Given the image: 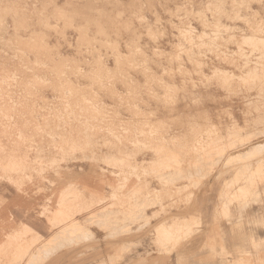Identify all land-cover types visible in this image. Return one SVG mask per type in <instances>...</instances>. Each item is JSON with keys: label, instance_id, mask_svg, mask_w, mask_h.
<instances>
[{"label": "rangeland", "instance_id": "rangeland-1", "mask_svg": "<svg viewBox=\"0 0 264 264\" xmlns=\"http://www.w3.org/2000/svg\"><path fill=\"white\" fill-rule=\"evenodd\" d=\"M261 143L264 0H0V264H264Z\"/></svg>", "mask_w": 264, "mask_h": 264}, {"label": "bare ground", "instance_id": "bare-ground-1", "mask_svg": "<svg viewBox=\"0 0 264 264\" xmlns=\"http://www.w3.org/2000/svg\"><path fill=\"white\" fill-rule=\"evenodd\" d=\"M243 36H244V35H243ZM246 37H247V36H246ZM251 37H252V36H251ZM251 37H250V38H251ZM247 38H248V37H247ZM247 38H246V39H247ZM248 39H249V38H248ZM254 39H255V38H254ZM257 39H258V37H257ZM259 39H260V38H259ZM241 40H242V39H241ZM249 40H250V39H249ZM247 41H248V40H247ZM251 41H252V40H251ZM251 41H250V42H251ZM259 41H260V40H259ZM254 42H255V41H254ZM247 44H248V42H247ZM244 45H245V44H244ZM249 45H251V44H248V46H249ZM261 53H262V52H261ZM253 74H254V73H253ZM261 74H262V73H261ZM224 78H225V77H224ZM262 90H263V89H262ZM261 133H262V132H261ZM229 139H230V138H229ZM234 139H235V138H234ZM234 142H235V141H234ZM238 144H239V143H238ZM263 150H264V145H262V143H261L259 146L257 145V146H254V147H252V148H249V150L246 151V152H243V153H241V154L238 153L239 155H238V156L236 155L237 157L235 156V158H236V160H237V161H235V162H238V161H240V160H241V162H242V160H247V162H249V166H252V165H250V164L253 162L252 160H254V159H255V158H256V157H257V156H258ZM219 153H220V152H219ZM221 154H222V153H221ZM219 155H220V154H219ZM222 156H223V155H222ZM228 158H230V157H228ZM231 158H232V157H231ZM223 159H224V158H223ZM219 160H220V159H219ZM230 160H231V159H230ZM230 160H229V161H230ZM232 160H233V158H232ZM232 160H231V162H232ZM263 160H264V159H263ZM229 161H228V163H229ZM233 162H234V161H233ZM259 162H260V161H259ZM259 162H258V163H259ZM217 163H218V162H217ZM215 164H216V163H215ZM215 164H214V165H215ZM226 164H227V163H226ZM229 164H230V163H229ZM211 165H212V164H211ZM222 165H223V164H222ZM254 165H256V164H254ZM262 165H263V164H262ZM215 167H216V166H215ZM225 167H226V166H225ZM255 167H256V166H255ZM255 167H254V168H255ZM260 167H261V166H260ZM260 167H259V169H260ZM194 168H195V167H194ZM241 168H242V167H241ZM251 168H252V167H251ZM249 169H250V168H249ZM257 169H258V168H257ZM195 170H196V169H195ZM242 170H243V168H242ZM242 170H241V171H242ZM198 171H199V170H198ZM244 171H245V170H244ZM253 171H254V169L252 170V172H253ZM261 171H262V170H261ZM196 172H197V170H196ZM246 172H247V171H246ZM254 172H256V169H255ZM239 173H241V172H239ZM261 173H262V172H259V174H261ZM188 174L190 175V172H189ZM197 174H198V173H197ZM254 174H255V173H254ZM256 174H257V173H256ZM191 175H192V174H191ZM194 175H195V173H194ZM235 175H236V172H235ZM250 175H251V173H250ZM187 176H188V175H187ZM240 176H241V175H240ZM254 176H256V177H259V176H260V178H257L258 180L263 179V177L261 178V175H259V176L254 175ZM188 177H189V176H188ZM236 177H237V176H236ZM252 177H253V176H252ZM238 178H239V177H238ZM238 178H236V180H237ZM233 179H234V178H233ZM252 179H253V178H252ZM252 179H251V180H252ZM254 179H255V177H254ZM254 179H253V180H254ZM242 181H243V180H242ZM248 181H249V180H248ZM263 181H264V180H263ZM263 181H261V182L264 183ZM231 182H232V181H231ZM250 182H252V181H250ZM198 183H199V182H198ZM237 183H238V182H237ZM258 183H259V181H258ZM253 184H254V182H253ZM253 184H252V185H253ZM229 185H230V184H229ZM236 185H237V184H236ZM246 185H247V184H246ZM250 185H251V184H250ZM255 185H256V184H255ZM259 185H260V183H259ZM253 186H254V185H253ZM253 186H251V188H248V186H247V188H246L247 191H245V188H244L245 193L247 194V192H248L249 189H250L249 191H251V189H253ZM123 187H124V186H123ZM249 187H250V186H249ZM255 189H256V188H255ZM258 189H259V188H258ZM261 190H262V189H261ZM237 191H239V190L237 189ZM241 191H242V190H241ZM253 191H254V190H253ZM255 191H256V190H255ZM233 192H234V191H233ZM233 192H231V193H233ZM220 193L224 196V193H222V192H220ZM245 193L243 192V194H242L243 199H244V195L247 196ZM233 194H234V193H233ZM235 194H236V193H235ZM235 194H234V195H235ZM239 194H240V193H239ZM250 194H253V193L250 192ZM259 194H260V193H259ZM263 194H264V193H263ZM219 196H221V195L219 194ZM239 196H240V195H239ZM248 196H250V195H248ZM188 197H189V196H188ZM221 197H222V196H221ZM230 197H231V195H230ZM255 197H256V196H255ZM260 197H262V196L260 195ZM232 198H233V200L230 199L231 201H234L235 198H237V199L240 200V198H238V197H235V198L232 197ZM248 198H249V197H248ZM248 198H247V199H248ZM219 199H221V203H222V201H223L222 198L219 197ZM241 199H242V197H241ZM254 200H255V199H254ZM259 200H261V199L259 198ZM262 200H263V199H262ZM242 201H244V200H242ZM249 201H250V199H249ZM236 202H237V201H236ZM236 202H235V203H236ZM256 202H258V201H256ZM221 203H220V204H221ZM224 203H225V200H224ZM228 203H229V201H228ZM233 203H234V202H233ZM243 203H244V202H243ZM253 203H254V202H253ZM226 204H227V202H226L225 204L222 203V205H224L225 207L228 206V205H226ZM239 204H240V202H239ZM222 205H221V206H222ZM234 205H235V204H234ZM236 205H237V204H236ZM240 205H241V204H240ZM258 205H259V204H258ZM258 205H257V206H258ZM215 206H216V205H215ZM224 206H222L221 209H222V208L227 209V208H225ZM233 207H234V206H233ZM233 207H232V208H233ZM221 209H220V211H221ZM237 209H238V208H237ZM58 211H60V210H58ZM224 211H225V210H222V212H224ZM256 211H257V210H256ZM262 211H263V210H262ZM56 212H57V210H56ZM233 212H234V211H233ZM257 212H258V211H257ZM54 213H55V212H53V215H55ZM58 213H59V212H58ZM60 213H61V212H60ZM109 213H110V212H109ZM225 213H226V212H225ZM56 214H57V213H56ZM135 214H136V213H134V215H135ZM237 214L241 216V214H239V213H237ZM252 214L255 215V214L252 213V211H251V214H249L248 216L250 217ZM59 215H60V214H59ZM104 215H105V214H104ZM220 215H221V218H222V217H223V213L220 214ZM245 215H246V214H245ZM98 216H99V215H98ZM100 216H102V215H100ZM132 217H133V216H132ZM134 217H135V216H134ZM139 217H140V216H139ZM139 217H138V218H139ZM217 217H219V214L217 215ZM244 217H245V216H244ZM129 218H130V217H129ZM94 219H95V218H94ZM101 220H102V219H101ZM223 220H224V219H223ZM244 220H245V218L243 219V221H244ZM247 221H248V219H247ZM55 222H56V221H55ZM245 222H246V221H245ZM59 223H60V222H59ZM59 223H58V224H59ZM62 223H64V222H62ZM75 223H77V222H75ZM75 223H70V224L73 225L72 227H75V226H74ZM91 223H92V222H91ZM77 224H78V223H77ZM79 225H80V224H79ZM79 225H78V226H79ZM239 225H240V224H239ZM241 225H242V224H241ZM57 226H58V225H57ZM78 226L76 225V228H77ZM225 226H226V225H225ZM234 226H235V225H234ZM234 226H233V227H234ZM236 226H237V225H236ZM236 226H235V227H236ZM248 226H249V225H248ZM193 227H195V226H193ZM193 227H192V228H193ZM235 227H234V229L237 230L238 228L236 229ZM65 228H66V227H65ZM70 228H71V227H70ZM78 228H79V227H78ZM80 228H81V227H80ZM190 228H191V227H190ZM190 228H188V230H189ZM197 228H199V227H197ZM241 229H245V228H241V227H240V228L238 229V231H240ZM67 230H70V229H69V226H68V229H67ZM77 230H78V229H77ZM116 230H117V229H116ZM229 230H230V229H229ZM231 230H233V228H232ZM60 231H62V234L65 233V235H66V232H63L62 229H61ZM60 231H59V232H60ZM65 231H66V229H65ZM74 231H75V230H74ZM113 231H115V230H113ZM196 231H197V230H196ZM233 231H234V230H233ZM59 232H58V233H59ZM70 232H72V230H71ZM75 232H76V231H75ZM78 232H79V230H78ZM78 232L75 233V234H79V235H80L81 232H79V233H78ZM122 232H123V231H122ZM193 232H194V230H193ZM72 233H73V232H72ZM60 234H61V233H60ZM68 234H69V231H68ZM84 234H85L84 236H86V232H85ZM116 234H117V233H116ZM122 234H123V233H122ZM231 234H232V233H231ZM70 235H71V234H70ZM73 235H74V234H73ZM73 235H72V236H73ZM81 235H82V234H81ZM88 235H90V234H88ZM88 235H87V237H88ZM112 235H113V234H112ZM234 235H235V234H234ZM84 236H83V239H86V237L84 238ZM235 236H236V235H235ZM37 237L39 238V236H37ZM51 237H52V236H51ZM58 237H59V236H58ZM58 237H57V238H58ZM68 237H69V236H67V238H68ZM81 237H82V236H81ZM91 237H92V236H91ZM218 237H219V229H218L217 227H211V228L208 230L207 239H205V246H206V247H210V248H212V247L218 245V246L222 247V245H223V244H222V241H221V239L217 240ZM38 238H36V240H37ZM40 238H41V237H40ZM40 238H39V240H40ZM52 238H53V237H52ZM52 238H51V239L49 238V239H50V242L53 240ZM57 238L55 237V239H57ZM59 238H60V237H59ZM70 238H71V237H70ZM72 238H73V237H72ZM75 238H76V237H75ZM75 238H74V240H75ZM228 238H229V237H228ZM233 238H234V237H233ZM233 238H232V239H233ZM55 239H54V240H55ZM61 239L64 240L63 238H61ZM165 239H166V238H165ZM230 239H231V238H230ZM230 239H229V241H230ZM57 240H58V239H57ZM59 240H60V239H59ZM59 240H58V241H59ZM67 240H68L69 243L71 242V241H69V240H71V239H67ZM76 240H77V238H76ZM65 241H66V240H65ZM235 241H236V240H235ZM34 242H38V241H34ZM47 242H49V241L47 240ZM159 242H160V241H159ZM167 242H168V241H167ZM172 242H173V241H172ZM60 243H62V241H61ZM60 243H59V244H60ZM34 244H35V243H34ZM45 244H47V243H45ZM48 244H49V243H48ZM48 244H47V245H48ZM52 244H53V242H52ZM52 244H51V245H52ZM65 244H67V243H65ZM71 244H72V243H71ZM32 245H33V244H32ZM43 245H44V244H43ZM49 245H50V244H49ZM51 245H50V247H51ZM61 245H62V244H61ZM68 245H69V244H68ZM130 245H131V244H130ZM132 245H133V244H132ZM159 245H160V244H159ZM159 245H158V246H159ZM161 245H162V244H161ZM34 246H35V245H34ZM41 246H42V245H41ZM41 246H40V247H41ZM53 246H54V244L52 245V247H53ZM56 246H57V245H56ZM127 246H129V245H127ZM227 246H228V245H227ZM40 247H39V248H40ZM42 247H46V248H47L48 246H42ZM42 247H41V248H42ZM50 247H49V248H50ZM60 247H61V246H60ZM60 247H56V248H60ZM159 248H160V247H159ZM223 248H224V247H223ZM43 249L45 250V248H43ZM52 249H53V248H52ZM63 249H64V248H63ZM228 249H229V248H228ZM17 250H18V249H17ZM41 250H42V249H41ZM41 250H40V251H41ZM47 250H48V249H47ZM59 250H60V249H59ZM30 251H31V250H30ZM36 251H37V249H36ZM50 251H51V250H50ZM159 251H160V250H159ZM42 252H43V251H42ZM230 252H231V251H230ZM233 252H234V251H233ZM218 253H219V252H218ZM231 253H232V252H231ZM35 254H36V253H35ZM39 254L41 255V253H39ZM39 254H37V255H39ZM154 254H155V253H154ZM162 254H163V253H162ZM221 254H222V253H221ZM32 255H33V254H32ZM46 255H47V254H46ZM224 255H225V253H224ZM228 255H229V254H227V256H228ZM215 256H216V255H215ZM34 257H35V256L33 255L32 258H34ZM39 257H41V256H39ZM43 257H44V256H43ZM223 257H224V256H223ZM230 257H231V256H230ZM228 258H229V257H228ZM18 259H19V258H18ZM35 259H37V256H36ZM114 259H115V258H114ZM33 260H34V259H33ZM37 260H38V259H37ZM39 260H40V259H39ZM248 260L252 261V257H251V259H248ZM20 262H21V261H20ZM230 262L232 263V261H230Z\"/></svg>", "mask_w": 264, "mask_h": 264}, {"label": "crops", "instance_id": "crops-1", "mask_svg": "<svg viewBox=\"0 0 264 264\" xmlns=\"http://www.w3.org/2000/svg\"><path fill=\"white\" fill-rule=\"evenodd\" d=\"M207 238V237H206Z\"/></svg>", "mask_w": 264, "mask_h": 264}]
</instances>
